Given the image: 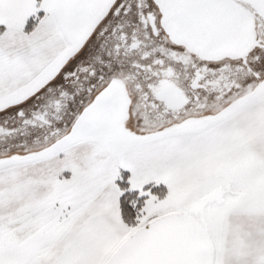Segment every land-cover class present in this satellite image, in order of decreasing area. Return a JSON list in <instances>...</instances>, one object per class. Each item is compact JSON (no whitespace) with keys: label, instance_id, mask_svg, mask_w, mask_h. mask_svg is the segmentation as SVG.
<instances>
[{"label":"snow or ice","instance_id":"snow-or-ice-1","mask_svg":"<svg viewBox=\"0 0 264 264\" xmlns=\"http://www.w3.org/2000/svg\"><path fill=\"white\" fill-rule=\"evenodd\" d=\"M0 264H264V0H0Z\"/></svg>","mask_w":264,"mask_h":264}]
</instances>
